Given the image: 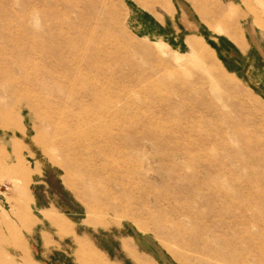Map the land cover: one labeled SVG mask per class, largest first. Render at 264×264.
I'll return each instance as SVG.
<instances>
[{
  "label": "rangeland",
  "instance_id": "1",
  "mask_svg": "<svg viewBox=\"0 0 264 264\" xmlns=\"http://www.w3.org/2000/svg\"><path fill=\"white\" fill-rule=\"evenodd\" d=\"M155 1L0 0L2 250L44 217L54 262L71 264L68 219L75 235L145 233L179 264H264V55L187 48L176 10L178 38L147 37L136 17Z\"/></svg>",
  "mask_w": 264,
  "mask_h": 264
},
{
  "label": "crops",
  "instance_id": "2",
  "mask_svg": "<svg viewBox=\"0 0 264 264\" xmlns=\"http://www.w3.org/2000/svg\"><path fill=\"white\" fill-rule=\"evenodd\" d=\"M184 1L185 3L174 0L175 9L171 0L167 3L156 0L148 9L143 8L147 14L142 13L136 17L142 34L163 39L167 34L173 33L178 38L175 26L166 19L172 10H176L178 21L175 22L186 32L182 43L187 48L189 38L190 42H205L207 38L216 44L215 53L223 59L245 62L253 59L255 62L254 55H264L262 46L260 51L255 50L257 45L264 44V0ZM187 3L191 5H186ZM151 6H156L163 14L153 10ZM178 26L176 25L177 28ZM215 26L219 31L215 32ZM247 26L254 28V37H251ZM234 29L239 32V37L232 36ZM24 222L19 225V232L9 230L4 233L6 241L4 249L0 248V253L12 254V264H46L45 260L53 264H65L59 260L54 262V251L60 247L53 244L59 243L60 239L57 238V241L54 236H50L46 226L52 227L51 223L44 217L37 221H30L28 218ZM59 222L63 227L57 229L58 236L63 239L72 234L74 238L71 264H179L152 236L127 229L124 225L92 235H75L68 219H57V223ZM86 224L93 227L108 226L100 225L95 220H88ZM34 237L41 241L39 251L31 245ZM49 238L52 243L48 241ZM61 252L67 254L65 251ZM67 256L69 257L68 254Z\"/></svg>",
  "mask_w": 264,
  "mask_h": 264
},
{
  "label": "bare ground",
  "instance_id": "3",
  "mask_svg": "<svg viewBox=\"0 0 264 264\" xmlns=\"http://www.w3.org/2000/svg\"><path fill=\"white\" fill-rule=\"evenodd\" d=\"M81 57H83V55H80ZM54 58V57H53ZM49 60V59H48ZM57 67V66H56ZM103 67V66H102ZM50 68V67H49ZM80 75H82L81 73H80ZM11 76V74L9 73H6V72H0V82L2 81H4L5 80V78H9ZM67 76H70V74L69 75H67ZM62 84L65 86V89L66 90H69V91H75L76 89H77V86L76 85H80L81 83L80 82H76L75 84H66V83H63V81H62ZM10 90H12V88L10 89ZM94 90L97 92V88L96 87H94ZM95 100H97L96 98H95Z\"/></svg>",
  "mask_w": 264,
  "mask_h": 264
}]
</instances>
